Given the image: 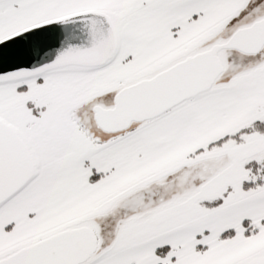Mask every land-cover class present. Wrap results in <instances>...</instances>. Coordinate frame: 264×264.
I'll return each instance as SVG.
<instances>
[{
	"label": "snow or ice",
	"instance_id": "obj_1",
	"mask_svg": "<svg viewBox=\"0 0 264 264\" xmlns=\"http://www.w3.org/2000/svg\"><path fill=\"white\" fill-rule=\"evenodd\" d=\"M0 264H264V0H0Z\"/></svg>",
	"mask_w": 264,
	"mask_h": 264
}]
</instances>
